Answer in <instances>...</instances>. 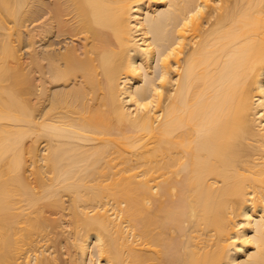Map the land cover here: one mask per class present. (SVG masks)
Wrapping results in <instances>:
<instances>
[{"label":"bare ground","instance_id":"bare-ground-1","mask_svg":"<svg viewBox=\"0 0 264 264\" xmlns=\"http://www.w3.org/2000/svg\"><path fill=\"white\" fill-rule=\"evenodd\" d=\"M0 264H264V0H0Z\"/></svg>","mask_w":264,"mask_h":264},{"label":"rangeland","instance_id":"rangeland-1","mask_svg":"<svg viewBox=\"0 0 264 264\" xmlns=\"http://www.w3.org/2000/svg\"><path fill=\"white\" fill-rule=\"evenodd\" d=\"M53 216L57 217L58 214H54ZM58 229H59V227L53 229L51 231V233H49V236H51L49 243L52 244L53 246H55L56 248H58V250H59L58 239L61 237V235L59 233H57V234L55 233ZM64 249L66 250L65 247H64Z\"/></svg>","mask_w":264,"mask_h":264}]
</instances>
